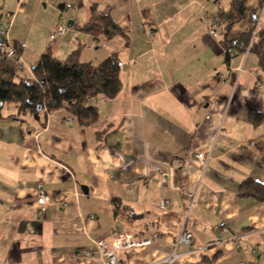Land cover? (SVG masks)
Masks as SVG:
<instances>
[{
  "label": "crops",
  "instance_id": "obj_1",
  "mask_svg": "<svg viewBox=\"0 0 264 264\" xmlns=\"http://www.w3.org/2000/svg\"><path fill=\"white\" fill-rule=\"evenodd\" d=\"M31 1L17 0L15 12ZM231 1H95L123 30L110 40L82 29L93 14L70 16L53 54L81 49V60L95 64L117 54L123 87L94 98L100 115L90 126L66 109L20 114L16 103L3 105L0 264H104L95 240L155 233L149 246L118 253L119 264H150L173 252L183 228L193 239L177 246V264H264V202L240 194L246 179L264 183V69L253 51L227 60L206 19ZM263 2L247 0L229 39L253 28ZM21 42L26 64L36 65L39 55L24 57ZM196 152L211 155L206 167Z\"/></svg>",
  "mask_w": 264,
  "mask_h": 264
},
{
  "label": "trees",
  "instance_id": "obj_2",
  "mask_svg": "<svg viewBox=\"0 0 264 264\" xmlns=\"http://www.w3.org/2000/svg\"><path fill=\"white\" fill-rule=\"evenodd\" d=\"M247 0H232L227 10H219L213 16L220 18L218 30L225 46L227 60L232 53L256 52L264 69V34L259 30L252 44V30L241 37L229 39L232 26L247 15ZM96 10V9H95ZM82 29L93 35L110 40L123 30L109 13L94 15ZM4 38L0 36V44ZM20 54L22 46L15 43ZM81 49L74 50L68 57H56L47 47L33 66L35 77L17 73L15 62L5 58L0 52V114L3 105L14 102L20 114L53 112L66 109L83 126H90L99 119V108L94 98L103 95L115 98L122 90V61L117 54H111L98 64L81 60ZM260 116V115H259ZM256 118V117H255ZM241 195L253 196L264 202V183L246 179L241 184Z\"/></svg>",
  "mask_w": 264,
  "mask_h": 264
},
{
  "label": "built area",
  "instance_id": "obj_3",
  "mask_svg": "<svg viewBox=\"0 0 264 264\" xmlns=\"http://www.w3.org/2000/svg\"><path fill=\"white\" fill-rule=\"evenodd\" d=\"M49 2H55L56 0H48ZM72 8V5L70 3L65 4L64 9H70ZM262 10H264V2L261 7V12L259 13V19L255 22L252 30V35H251V41L250 44L254 41L255 37L257 36L259 30H260V17ZM64 11V10H62ZM208 25L213 32V34H217V28L219 26L220 18L218 16H208L207 18ZM70 25L66 21L65 17L63 18V21L58 23L55 27V29L52 31L50 38L53 41L59 40L63 38L64 36L67 35L69 32V27ZM0 36L4 38V41L0 44V52L2 55L7 58L8 60H12L15 62V67L16 70L22 68V67H27L30 73H33V68L28 66L25 62V60L22 58L18 48L16 47L15 43L10 40V25L6 26L5 28L0 29ZM250 50L247 49V52ZM20 71V70H19ZM33 76V74H32ZM224 76H220V78H223ZM196 157L200 164L203 167H206L208 164V161L211 158L210 154H207L205 152H196ZM175 162L177 164H181L183 162V158H176ZM190 202L187 205V210H186V218L187 220L190 218V211L192 207L195 204L194 201V196L192 194L188 195ZM47 195H45L43 192L40 193L38 197V203L40 204V209L44 210L45 209V204L48 201ZM170 205V200L168 199H163L160 202L159 207L163 210H166ZM222 228H226L225 223L223 222L221 224ZM157 236V234H153L151 237L147 238H134L131 235L128 234H119L116 236L111 242H107L104 239H98L95 240V250L97 253H99L103 259H104V264H119V256L118 253L122 251H126L132 248H137V247H143V246H149L153 239ZM192 239L193 235L190 230L183 228V230L180 232L178 235L174 250L171 254H169L166 258L150 263V264H177V259L180 256L177 252V246L179 244H185L186 246H191L192 244ZM254 251V250H253ZM80 253L85 255V256H90L93 252L91 249L83 248L80 250Z\"/></svg>",
  "mask_w": 264,
  "mask_h": 264
},
{
  "label": "rangeland",
  "instance_id": "obj_4",
  "mask_svg": "<svg viewBox=\"0 0 264 264\" xmlns=\"http://www.w3.org/2000/svg\"><path fill=\"white\" fill-rule=\"evenodd\" d=\"M16 1L17 0L0 1V29L11 25V41H22L21 43L24 45V57L29 55L31 58L33 55L36 57L37 54L40 57L45 49L50 46H53L54 50L57 51L59 40L53 41L50 38L53 26L57 21L60 23L63 21L64 17L69 16L68 22L71 19L70 16L79 14L81 19L83 17L85 19L91 17L92 14L96 16L103 11L101 8L104 7L107 0H56L55 2H49L48 0H32L28 5L25 2L23 6L15 12L14 4ZM95 1L101 3L100 10H95ZM60 3H70L72 8L62 11L59 8ZM104 11L107 12L108 10ZM12 12H14L15 15L18 14L16 19L15 16L13 18L11 15ZM12 19L13 22L10 24ZM65 49H67L66 45ZM25 59L26 58H24V60ZM30 67L33 68V66ZM25 70H28L27 67H22L17 70V73L21 74V76H32L33 74V77H35L34 72L30 73Z\"/></svg>",
  "mask_w": 264,
  "mask_h": 264
},
{
  "label": "water",
  "instance_id": "obj_5",
  "mask_svg": "<svg viewBox=\"0 0 264 264\" xmlns=\"http://www.w3.org/2000/svg\"><path fill=\"white\" fill-rule=\"evenodd\" d=\"M72 23V21L70 20V21H68V24L70 25Z\"/></svg>",
  "mask_w": 264,
  "mask_h": 264
}]
</instances>
